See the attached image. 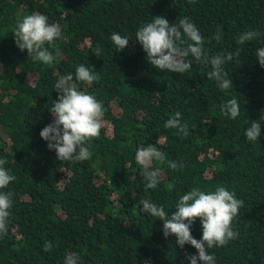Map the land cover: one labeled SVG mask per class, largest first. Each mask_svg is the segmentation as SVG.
I'll return each mask as SVG.
<instances>
[{"label": "trees", "instance_id": "trees-1", "mask_svg": "<svg viewBox=\"0 0 264 264\" xmlns=\"http://www.w3.org/2000/svg\"><path fill=\"white\" fill-rule=\"evenodd\" d=\"M33 12L62 31L55 47L46 45L56 57L51 65L32 61L15 43L18 20ZM154 16L169 23L189 18L209 57L239 49L222 66L232 86L220 89L207 78L210 65L191 57L183 74L153 67L135 33ZM248 30L262 35L238 45L237 36ZM114 32L130 40L123 51L110 39ZM259 47L264 0H0V159L16 178L3 190L15 195L8 233L0 236V264H64L68 252L78 253L82 264H190L186 254L197 250L180 248L174 235L165 238L163 221L143 212L139 201L171 214L192 188L207 193L218 186L244 206L232 223L238 237L208 253L215 264H264V123L256 142L245 137L251 121L264 115ZM81 64L98 79L75 83L103 102L105 124L91 141V159L59 161L40 132L54 120L48 109L59 96L55 83L75 77ZM233 98L240 105L235 120L222 111ZM176 112L188 125L183 138L164 127ZM149 145L166 160L153 161L149 170H160L159 183L145 190L135 153ZM171 161L184 166L174 171ZM192 235L202 238L199 219Z\"/></svg>", "mask_w": 264, "mask_h": 264}, {"label": "clouds", "instance_id": "clouds-1", "mask_svg": "<svg viewBox=\"0 0 264 264\" xmlns=\"http://www.w3.org/2000/svg\"><path fill=\"white\" fill-rule=\"evenodd\" d=\"M222 31V30H219ZM15 43L21 50H27L32 61L51 65L56 57L46 45L55 47L56 41L62 38V31L57 24L49 23L48 16L39 12L25 15L18 20L14 30ZM262 34L259 31L248 30L240 33L236 38L238 45H244L258 39ZM138 41L146 53L147 61L156 69L167 70L172 73L183 74L192 67V60L197 63L209 64L211 70L207 78L217 83L222 90L232 86V79L222 67L239 56V49L233 53L217 54L209 57L204 47V38L196 25L187 17L179 18L178 23H169L164 16H154L151 22L143 24L135 33ZM186 37V39H185ZM111 41L117 51H123L129 46L130 40L119 33H113ZM217 41L222 37L217 34ZM58 48L56 52L58 54ZM97 57L100 55L96 49ZM256 59L264 67V47L257 48ZM191 57L192 60L187 59ZM98 77L91 69L83 64L76 67L75 77L69 73L59 77L54 89L59 93L58 99L52 101L49 111L54 117L51 124L45 126L40 136L47 142L49 150L56 153L59 161L83 162L92 158L91 141L99 138L104 127V105L94 95L82 91L76 81L81 84H91ZM225 115L235 120L240 115V105L233 98L222 106ZM264 115L260 120L251 121L245 130L248 142H256L261 137V127ZM164 127L177 129L181 138L187 136L188 125L181 123V113L176 112L168 119ZM161 142L157 139V144ZM136 163L143 169V176L147 183L145 190L155 189L159 183L160 170H149L153 161L164 162L166 155L157 146H140L135 153ZM6 160L0 159V236L7 235L10 210L14 204V193L3 191L16 178L5 168ZM184 165L175 161L169 162L172 170H178ZM142 211L158 220H162V231L165 238L176 237V244L180 248L191 245L198 254H186L190 264H215L214 255L208 249L226 246L231 240L238 237L233 230L232 223L244 201L224 186H218L214 191L205 192L200 188H192L176 202L175 210L168 214L162 206H157L148 199H141ZM199 219L202 226V238L197 240L192 235V227ZM52 243L44 244V251H51ZM64 264H82L76 252L65 255Z\"/></svg>", "mask_w": 264, "mask_h": 264}]
</instances>
